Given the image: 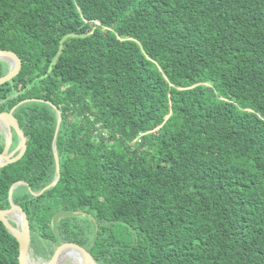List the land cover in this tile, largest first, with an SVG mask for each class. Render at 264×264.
Returning a JSON list of instances; mask_svg holds the SVG:
<instances>
[{
    "label": "trees",
    "instance_id": "16d2710c",
    "mask_svg": "<svg viewBox=\"0 0 264 264\" xmlns=\"http://www.w3.org/2000/svg\"><path fill=\"white\" fill-rule=\"evenodd\" d=\"M0 49L20 59L0 112L26 137L0 209L22 181L42 258L71 242L98 264H264V0H0ZM56 111L59 177L34 194ZM18 254L0 221V264Z\"/></svg>",
    "mask_w": 264,
    "mask_h": 264
},
{
    "label": "water",
    "instance_id": "95a60500",
    "mask_svg": "<svg viewBox=\"0 0 264 264\" xmlns=\"http://www.w3.org/2000/svg\"><path fill=\"white\" fill-rule=\"evenodd\" d=\"M0 60H3L8 63L7 73L4 76L0 77V84H2L6 81L11 80L18 73L20 69V59L14 52L10 50H6V49H0ZM13 110L14 108L7 112L5 111L0 112V120H3L6 122V133H4L5 135L4 147L2 151L0 152V167L6 165L7 163H11V162L18 160L23 155L25 148H26V137L20 130L17 120L12 114ZM56 112H57L56 113L57 123L55 126L53 142H52V148H53V152L55 156V165H56L55 178L50 184L45 186L42 190L38 192H33L34 194H40L45 189L53 186L57 182L58 177H59V165H58V161L56 157V150H55V137L58 131L59 123H60V113L59 111H56ZM12 129L17 135V145L13 150L9 151V147L12 141ZM17 184H24V183L20 181V182H17L16 184H13L10 187L9 196H8L10 206L7 209H0V221L2 222L6 230L11 235H13L16 241L18 242L19 264H26V260L28 259V248L30 244L28 221H27V218L23 210L12 202V199L10 196L12 189ZM13 209H16L18 212H20L22 216L23 225L21 227L18 226L16 222H14L12 219L9 218V212ZM67 247L77 250L81 254L84 260V264H98L96 263V261L94 260V258L88 251H86L83 247L75 243H71V242H66V243L59 245L55 249L51 258L48 259L43 264H58L61 251Z\"/></svg>",
    "mask_w": 264,
    "mask_h": 264
},
{
    "label": "bare ground",
    "instance_id": "6f19581e",
    "mask_svg": "<svg viewBox=\"0 0 264 264\" xmlns=\"http://www.w3.org/2000/svg\"><path fill=\"white\" fill-rule=\"evenodd\" d=\"M0 127L6 130V122L0 120ZM11 216H14L16 218V223L18 224V226L21 227L23 225L22 216L16 209H13L9 212V217ZM66 259L69 260L71 259L72 261L76 262V264H84V260L81 254L75 249L61 251L59 261L61 260L64 261ZM43 263L32 261L29 258L26 260V264H43Z\"/></svg>",
    "mask_w": 264,
    "mask_h": 264
},
{
    "label": "rangeland",
    "instance_id": "374dc122",
    "mask_svg": "<svg viewBox=\"0 0 264 264\" xmlns=\"http://www.w3.org/2000/svg\"><path fill=\"white\" fill-rule=\"evenodd\" d=\"M0 133L2 134L3 137H5L4 133H6V130L0 127ZM9 218L12 219L14 222H16V218L14 216H11ZM48 248L49 246L47 244H44L43 241H39V240L37 241V243H32V245L29 244L28 258L35 262H40V263L46 262L48 259L42 258L44 257L42 256V254L44 253V250L48 251L49 250ZM53 249H56L55 245H53ZM39 251H43V252L39 253ZM58 264H76V262L72 261L71 259L70 260L66 259L64 261L63 260L58 261Z\"/></svg>",
    "mask_w": 264,
    "mask_h": 264
}]
</instances>
